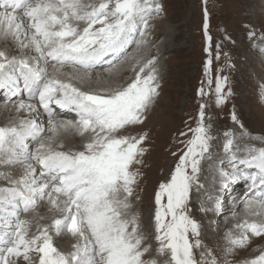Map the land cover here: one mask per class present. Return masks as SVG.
Masks as SVG:
<instances>
[{
	"label": "snow or ice",
	"instance_id": "obj_1",
	"mask_svg": "<svg viewBox=\"0 0 264 264\" xmlns=\"http://www.w3.org/2000/svg\"><path fill=\"white\" fill-rule=\"evenodd\" d=\"M203 4L204 75L215 87L206 91L202 81L197 89L195 126L185 122L178 134L182 147L171 152L174 167L154 192L149 231L135 206L149 134L132 130L160 96L159 55L144 52L154 46L151 21L162 16V0H0V91L15 114L0 125V264H264V248L235 259L253 237L264 238V137L244 129L235 108L240 132L213 131L204 98L214 96L219 107L233 92L222 70L211 75L208 0ZM244 27L264 56V31ZM224 39L231 40L226 31ZM221 46L216 42V60ZM102 65L104 76L96 72ZM125 67L133 75L120 82ZM259 99L264 103V84ZM68 134L81 138L79 148L65 147ZM240 183L244 191L224 216L225 195ZM42 202L48 223L34 215ZM194 203L229 224L221 235L209 221L215 244L205 243ZM54 237H69L70 247Z\"/></svg>",
	"mask_w": 264,
	"mask_h": 264
},
{
	"label": "rangeland",
	"instance_id": "obj_2",
	"mask_svg": "<svg viewBox=\"0 0 264 264\" xmlns=\"http://www.w3.org/2000/svg\"><path fill=\"white\" fill-rule=\"evenodd\" d=\"M162 3L164 5L162 16L151 21L154 25L151 36L154 46L145 49L144 52L145 55H159L160 96L148 113L145 123L132 130L134 133L146 131L149 134L145 144L148 151L143 157L144 166L141 168L143 176L137 189L140 199L135 202L136 210L141 216L142 227L147 224L149 231L152 229L154 192L174 167L176 157H173L171 152L182 147L176 143L181 139L178 134L186 131L185 122L195 126L194 118L199 110L197 89L201 87L202 81L206 91L211 92L215 87L213 83L209 89L204 75L207 56L204 51L206 42L203 28V0H162ZM207 7L210 12L208 31L213 43L211 75L214 80L217 70H222L219 74L229 77V86L233 92L228 102L219 107L215 105L214 96L204 98L208 103L206 112L213 121V131L220 136L226 130H233L237 134L240 132L239 126L234 125L231 120V112L235 108L244 129L252 136L264 137V103L259 99V88L264 84V56L250 46L251 42L247 38L248 30L244 27L246 23H251L260 31H264V0H208ZM225 31L231 40L224 39ZM216 42H221L222 45L219 60L215 59ZM224 52L231 57L234 68L229 69L225 66ZM96 71L101 76L106 75L105 69ZM125 71H128V75ZM132 75L131 70L125 67L121 72L120 82H124ZM4 106V101L0 102V108ZM13 115L15 114L9 112L0 118V125L6 123ZM256 143L259 146V142ZM77 145L80 147L81 142L74 141L71 148H78ZM4 183L5 181L0 180V185ZM237 185L238 188H233V195L236 196L244 191L242 183ZM230 191L231 189L227 194L231 193ZM225 202L224 216L230 217V210L235 205ZM197 208L198 205L194 203L193 215L201 220L205 227V243L215 244L217 237L213 233L216 225H209V221H217L221 235L229 224L223 222V216L219 218L212 213L204 216L197 211ZM47 209L46 202H42L36 211H47ZM68 238L54 237V241L63 247L60 240ZM70 241L69 238L63 243L67 246ZM254 248H264V238L253 237L249 248L239 250L235 259H244ZM194 252L198 257L199 249Z\"/></svg>",
	"mask_w": 264,
	"mask_h": 264
},
{
	"label": "bare ground",
	"instance_id": "obj_3",
	"mask_svg": "<svg viewBox=\"0 0 264 264\" xmlns=\"http://www.w3.org/2000/svg\"><path fill=\"white\" fill-rule=\"evenodd\" d=\"M0 46H2V45H0ZM132 51H134V49L132 50ZM106 68V65H102V66H98L97 67V69L96 70H98V69H105ZM125 69V68H124ZM123 69V70H124ZM96 72H98V71H96ZM99 73V72H98ZM106 73V72H105ZM128 73V71H125V74H127ZM128 75V74H127ZM121 79V78H120ZM25 99H26V96L24 97ZM14 100H16V99H18V98H13ZM2 101H5V96H4V94H3V92L2 91H0V102L2 103ZM10 111L9 110H7L6 108H5V106L4 107H2V108H0V118H2V117H4L5 115H7V113H9ZM57 112H59V109H57ZM10 114H14V113H12V112H10ZM73 116V113H69V112H60L59 113V118L60 119H63V120H67V119H74V116ZM70 117H72V118H70ZM40 120H41V122H43V123H45L46 124V122H47V117H46V114H43V112H42V110H41V115H40ZM74 141H80L81 142V138L79 137V136H76V135H74V134H68L66 137H65V139H64V143H65V147L66 148H71L72 147V143L74 142ZM77 147H78V145H77ZM79 148V147H78ZM238 188V185L236 184V185H234V186H232V188H230L231 189V193H229V194H227V195H225V198L227 199V201L225 202V204H230V203H232V201H233V199L236 197V194L235 195H233V188ZM238 196V195H237ZM46 206H47V208H48V205H47V202H46ZM229 207V206H228ZM234 207V206H233ZM230 208V207H229ZM228 208V209H229ZM232 210V209H231ZM230 210V211H231ZM47 213V214H46ZM49 212H48V209H47V211H36L35 213H34V215H36V216H43V217H45V219L44 220H41L40 221V223H48L50 220L48 219V217H49V215L50 214H48ZM46 214V215H45ZM220 218V217H219ZM224 220V219H223ZM224 223H226V221L224 220L223 221ZM145 229H147V230H149V227H148V225L146 224V226L144 227ZM68 238V237H67ZM69 239V238H68ZM67 239V240H68ZM64 241H67V240H65V239H63ZM63 240H60L62 243L61 244H63V248H65V249H67V248H69L70 247V243H71V241H70V243L69 244H67V246H66V244H64L65 242L63 241ZM64 242V243H63Z\"/></svg>",
	"mask_w": 264,
	"mask_h": 264
}]
</instances>
